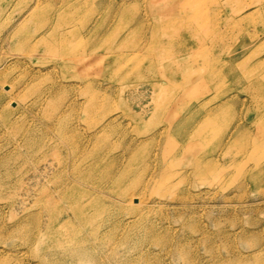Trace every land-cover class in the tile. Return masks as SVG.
<instances>
[{
  "label": "rangeland",
  "instance_id": "rangeland-1",
  "mask_svg": "<svg viewBox=\"0 0 264 264\" xmlns=\"http://www.w3.org/2000/svg\"><path fill=\"white\" fill-rule=\"evenodd\" d=\"M177 1L0 0V264H264V0Z\"/></svg>",
  "mask_w": 264,
  "mask_h": 264
},
{
  "label": "bare ground",
  "instance_id": "bare-ground-1",
  "mask_svg": "<svg viewBox=\"0 0 264 264\" xmlns=\"http://www.w3.org/2000/svg\"><path fill=\"white\" fill-rule=\"evenodd\" d=\"M204 0H183L179 3V0L177 1V3H175L174 7L173 8H176L175 10H178L179 11V8H182L183 6H189L190 4L191 5H194L197 9H198V13L200 12L199 10V7L201 4H203ZM157 6L155 7V10H156ZM158 9V8H157ZM181 11V10H180ZM174 14V13H173ZM163 20V19H162ZM205 21H209V19H207L206 17L204 18ZM205 21H195V25H194V30L197 31V30H204L205 28L208 27V24L205 22ZM156 26H161V23H157L155 25ZM205 31V30H204ZM155 34H159L161 36H166L168 35V32L166 31H159V32H155ZM192 51V48L189 47L187 52H190ZM202 54V53H201ZM186 55H189V54H186ZM195 55H190L188 57H190L191 59L194 57ZM199 59V58H198ZM196 62V63H195ZM194 64L190 67V65L187 67V68H184L182 69L181 67L179 68V75L178 73L175 71L173 72V77H177L179 76V78H185V79H188L187 81H191L192 80V77H194L195 75V72L197 73H202L204 72L207 68H208V65L206 63V61H201L199 59V61L195 60L193 62ZM181 64L183 65V62L181 63V61L179 62V66H181ZM195 69H198V70H195ZM227 69V68H226ZM235 71V70H234ZM234 71H230V72H234ZM237 71V70H236ZM225 72V71H224ZM228 72V70H227ZM225 74V73H224ZM235 75V74H234ZM233 75V77H234ZM237 75V74H236ZM247 87V86H246ZM218 112V111H217ZM216 114V112H215ZM210 116V115H209ZM196 124V126H195ZM193 133L194 132H198V133H201L202 134V131L201 129H204V128H207V127H210V120L209 118H206L205 121L202 123V124H199L197 123V121H195L193 123ZM239 129V128H238ZM77 211H75L76 213ZM64 226V225H63ZM60 228V227H59ZM63 228V227H62ZM49 236V235H48ZM85 251V250H84ZM87 254V253H86ZM85 255V254H84Z\"/></svg>",
  "mask_w": 264,
  "mask_h": 264
}]
</instances>
